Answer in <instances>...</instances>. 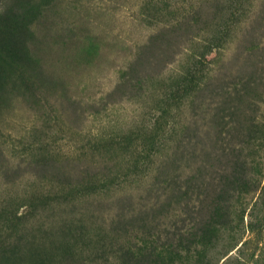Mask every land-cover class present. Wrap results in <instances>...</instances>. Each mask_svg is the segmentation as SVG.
Segmentation results:
<instances>
[{
	"label": "rangeland",
	"instance_id": "rangeland-1",
	"mask_svg": "<svg viewBox=\"0 0 264 264\" xmlns=\"http://www.w3.org/2000/svg\"><path fill=\"white\" fill-rule=\"evenodd\" d=\"M0 264H264V0H0Z\"/></svg>",
	"mask_w": 264,
	"mask_h": 264
}]
</instances>
